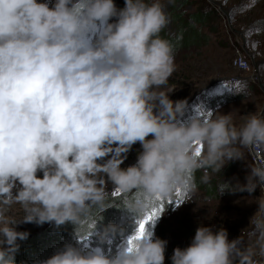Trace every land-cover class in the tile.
<instances>
[{"label": "clouds", "instance_id": "obj_1", "mask_svg": "<svg viewBox=\"0 0 264 264\" xmlns=\"http://www.w3.org/2000/svg\"><path fill=\"white\" fill-rule=\"evenodd\" d=\"M49 3L0 0V264H16L17 241L29 236L15 225L71 222L76 229L93 209L107 208L105 176L120 193L135 194L125 208L138 219L152 197L189 188L196 170L221 171L243 159L242 148L264 151V110L239 127L230 112L180 122L187 101L156 91L175 70L173 47L160 35L168 23L160 0H124L122 8L114 0ZM137 142L136 163L121 168ZM196 144L203 145L199 155ZM248 166L246 183L228 190L251 194L259 185L249 221L264 257V163ZM14 204L24 212L19 221L6 211ZM117 231L106 226L99 239ZM153 236L147 230L132 251L112 257L68 244L41 264H164L167 241ZM255 254L223 227L201 225L170 259L257 264Z\"/></svg>", "mask_w": 264, "mask_h": 264}, {"label": "rangeland", "instance_id": "obj_2", "mask_svg": "<svg viewBox=\"0 0 264 264\" xmlns=\"http://www.w3.org/2000/svg\"><path fill=\"white\" fill-rule=\"evenodd\" d=\"M160 2L168 17V23L160 33L162 38L182 39L183 35L178 36L182 26L187 27L183 34L191 31L198 36L191 44L183 43L173 50L175 70L167 83L156 89L157 92L167 93L172 101H187L185 112L179 117V121L186 122L196 116L195 109L202 106L204 110L211 112L210 116L204 118H214L220 113L230 112L232 122L239 127L245 116L257 110H264V0H160ZM114 3L117 8L124 6V0H114ZM235 47L245 52L256 74L253 82L241 86L230 81L234 73L231 60ZM238 92L244 96L218 107H211L220 95H235L227 93ZM210 99L213 101L209 102ZM150 138L151 134L147 139ZM140 151L142 149L137 142L131 147L120 167L135 164ZM241 151L244 154L243 159L229 161L221 171L213 172L210 168L196 170L188 178L190 187L186 189L183 202L177 205L174 201L168 203L169 198L165 199L161 215L146 225V230L154 233L153 239L167 241L164 264H171L170 258L174 248H184L191 243L196 228L201 225L211 227L213 231L223 227L228 233L229 240L237 239L241 250L251 249L256 253L253 259L257 264L264 260V257L259 255L260 231L249 221L257 209L254 197H259L258 193L256 190L251 194L247 191L228 190L231 186L245 184L250 172L248 166L251 165L250 159L245 149L242 148ZM37 175L42 176V173L38 172ZM105 179L108 197L113 198L111 192L114 185L107 181L106 176ZM222 189L224 190L221 191ZM15 191L14 188V194ZM131 195L135 196L134 193L121 194V199L117 200L116 204L122 201L124 205L126 200L131 199ZM170 198L175 200V193ZM6 211L17 221L24 215L19 204L12 205ZM102 214L108 216L107 212ZM129 215L132 230L124 232L122 237L117 238L120 243L115 244L117 245L115 254L126 247L128 236L135 230L136 217L133 213ZM100 217L101 214L93 216L92 236L89 235L87 239L79 241L81 245L79 250L84 254L92 249V237L96 238L93 241V248L99 247L103 250V246L100 245L103 240L99 239V235L104 228L98 224ZM123 219L122 216L112 215L107 225ZM127 220L125 218V221ZM53 223L45 222L40 225H35L34 222L19 223L15 228L17 231H27L31 235L40 233ZM114 237L115 235L110 233L104 239L106 245L114 243ZM65 245L67 243L59 247Z\"/></svg>", "mask_w": 264, "mask_h": 264}, {"label": "trees", "instance_id": "obj_3", "mask_svg": "<svg viewBox=\"0 0 264 264\" xmlns=\"http://www.w3.org/2000/svg\"><path fill=\"white\" fill-rule=\"evenodd\" d=\"M197 15V13L195 14ZM201 19V18H200ZM185 26H182V29L178 36H182V39H172L170 38L168 41L171 43L173 50L176 48H179L181 44L188 43L191 44L193 41L197 39V34L195 32L187 31V34H183V31L185 30ZM189 29V27H188ZM191 32V33H190ZM227 94H235V95H220L219 99H216L217 101L211 105V107H218L230 100L233 99H240L244 96L242 93H227ZM213 99H210L209 102H212ZM123 195V194H122ZM131 198H134V195H131ZM121 199V195L119 196H113L108 197L106 200L107 208L104 210H97L93 209L92 214L90 217L86 218L84 221V224L82 227H78L75 229V225H73L71 222H66L63 225L56 226L54 223L49 225L47 228H45L43 231L37 234H31L28 236L26 240L17 242L19 243L20 247L15 255V261L16 264H41L42 261L46 260L50 256H52L55 252L62 250L63 247H59V245H63L65 243L72 245L73 247L80 249L79 241L81 235H87L89 231L93 232V227L90 229L89 225H93V216L96 214H101V217L99 219V225L105 228L107 225V221L111 220L112 215L116 216H122L124 217L123 220L120 221H113L112 225L116 226L118 229L117 232L113 233L115 235L114 239L115 242L111 245H106L105 240L101 241L100 245L103 246V253L108 256L112 257L116 255L117 248L115 244L120 243L117 238L122 237V234L124 232H128L132 230V226L129 225L131 223L130 219V211L125 208V204L123 205L122 201L119 204H116L118 202L117 200ZM113 201V202H111ZM112 203V204H111ZM111 204V205H110ZM112 206H114L112 208ZM109 210V211H108ZM103 212H107L108 216L105 217ZM125 218L128 220L125 221ZM110 222V221H109ZM122 230V231H120ZM93 234V233H92ZM91 234V236H92ZM96 238L92 237V248H93V241H95ZM107 249H106V247ZM109 247V248H108ZM82 254H84L83 251H81Z\"/></svg>", "mask_w": 264, "mask_h": 264}, {"label": "snow or ice", "instance_id": "obj_4", "mask_svg": "<svg viewBox=\"0 0 264 264\" xmlns=\"http://www.w3.org/2000/svg\"><path fill=\"white\" fill-rule=\"evenodd\" d=\"M195 111H196V115H198L201 118H204L205 116L211 115V112L204 110V108L202 106L197 107L195 109ZM202 149H203L202 144H196L194 155H199L200 152L202 151ZM185 193H186V188H184V189L177 188L175 190V200H172L171 198H169L168 203H171L174 201L178 205L179 203L183 202V196L185 195ZM121 194L122 193H120V191L118 189H114L111 192V195L114 197L119 196ZM151 199H152L151 206L144 211V213L142 214V216L140 218L136 219L135 230L127 238L126 248L128 251H132L136 247L137 242L144 238V236L146 235V232H147L146 225L150 222H154L155 218L159 217L161 215V213L163 212L165 199L161 198L159 196H154ZM92 227H94V225L90 224L89 228L91 229ZM91 233L92 232L89 231L87 235H81L80 239L81 240L87 239V237L89 235H91Z\"/></svg>", "mask_w": 264, "mask_h": 264}, {"label": "built area", "instance_id": "obj_5", "mask_svg": "<svg viewBox=\"0 0 264 264\" xmlns=\"http://www.w3.org/2000/svg\"><path fill=\"white\" fill-rule=\"evenodd\" d=\"M231 65L234 69V73L230 78L232 83H236L238 86H241L254 81V77L256 75L255 69H253V66L251 65L247 55L242 49L235 47ZM245 151L250 159L251 165L256 163H264V151L250 148L245 149ZM255 190L260 196L261 191L259 185ZM259 263L264 264V260H261Z\"/></svg>", "mask_w": 264, "mask_h": 264}, {"label": "bare ground", "instance_id": "obj_6", "mask_svg": "<svg viewBox=\"0 0 264 264\" xmlns=\"http://www.w3.org/2000/svg\"><path fill=\"white\" fill-rule=\"evenodd\" d=\"M8 210V209H7ZM35 225H37L36 223H35Z\"/></svg>", "mask_w": 264, "mask_h": 264}]
</instances>
